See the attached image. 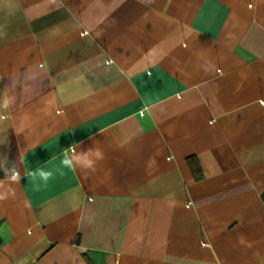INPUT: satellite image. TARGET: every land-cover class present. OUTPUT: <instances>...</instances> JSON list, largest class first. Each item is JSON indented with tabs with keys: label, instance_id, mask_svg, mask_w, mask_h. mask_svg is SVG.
<instances>
[{
	"label": "crops",
	"instance_id": "0c3cea01",
	"mask_svg": "<svg viewBox=\"0 0 264 264\" xmlns=\"http://www.w3.org/2000/svg\"><path fill=\"white\" fill-rule=\"evenodd\" d=\"M0 26V264H264V0H0ZM73 143L94 171L30 183Z\"/></svg>",
	"mask_w": 264,
	"mask_h": 264
},
{
	"label": "clouds",
	"instance_id": "9594fccd",
	"mask_svg": "<svg viewBox=\"0 0 264 264\" xmlns=\"http://www.w3.org/2000/svg\"><path fill=\"white\" fill-rule=\"evenodd\" d=\"M4 35H6V33L0 32V38H3ZM40 67L43 68L44 65L42 64L40 65ZM12 103H14L13 98L9 97L7 95V92H5V95L0 98V109L7 110ZM8 118L9 117L5 114V111H0V123L8 120ZM78 146V144L73 143L71 146L61 152L60 157L53 156L52 159L48 161L43 168H37L35 171L31 170L30 167L27 168L25 171V176L28 178L30 183L34 185L36 184L37 180L43 181L46 185L48 180L53 176V172L49 169L53 164H55L57 160H59V166L56 170L60 171L61 174H63V169L73 171L77 167H82L94 171L96 160L103 158L102 153L99 150H96L93 153L91 149H89L87 152L78 153L76 151ZM93 155L96 158L95 160L91 158ZM20 162H25L23 157H20ZM6 165L7 159H5V161L3 162H0V170L5 171L6 180L13 183H19V181L21 180V175L17 164L13 163L10 169ZM9 172H11V175H8ZM2 183L3 182H0V184ZM8 195L9 193L7 192L0 193V200L6 199Z\"/></svg>",
	"mask_w": 264,
	"mask_h": 264
},
{
	"label": "trees",
	"instance_id": "16d2710c",
	"mask_svg": "<svg viewBox=\"0 0 264 264\" xmlns=\"http://www.w3.org/2000/svg\"><path fill=\"white\" fill-rule=\"evenodd\" d=\"M189 166L196 177L200 176V168L194 158L188 160Z\"/></svg>",
	"mask_w": 264,
	"mask_h": 264
}]
</instances>
